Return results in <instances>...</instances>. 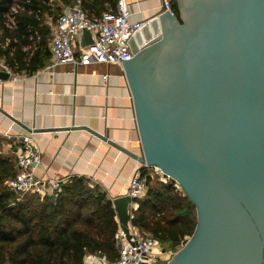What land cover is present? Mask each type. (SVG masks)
I'll return each mask as SVG.
<instances>
[{"label":"water","instance_id":"obj_1","mask_svg":"<svg viewBox=\"0 0 264 264\" xmlns=\"http://www.w3.org/2000/svg\"><path fill=\"white\" fill-rule=\"evenodd\" d=\"M177 2L181 20L169 10L148 19L122 59L142 145L131 155L197 210L166 264H264V0ZM93 42L79 34L80 47ZM112 202L130 239L131 198Z\"/></svg>","mask_w":264,"mask_h":264},{"label":"crops","instance_id":"obj_2","mask_svg":"<svg viewBox=\"0 0 264 264\" xmlns=\"http://www.w3.org/2000/svg\"><path fill=\"white\" fill-rule=\"evenodd\" d=\"M125 1L131 22L147 21L164 13L162 0ZM73 2L63 4V8ZM51 18L45 20L47 25ZM35 34L33 46L28 43L23 47L29 55L41 39V34ZM50 36L35 71L21 69L18 60L0 55V72L9 74L0 83V157L16 163L21 146L18 139L31 136L42 152L37 175L59 176L63 183L84 178L113 201L128 193L133 174L142 166L131 155H140L142 145L125 70L91 63L76 69L67 64L50 72L45 69L51 56ZM2 64L8 66V71Z\"/></svg>","mask_w":264,"mask_h":264},{"label":"trees","instance_id":"obj_3","mask_svg":"<svg viewBox=\"0 0 264 264\" xmlns=\"http://www.w3.org/2000/svg\"><path fill=\"white\" fill-rule=\"evenodd\" d=\"M72 1L0 0V55L18 60L21 69H38L42 47L51 34L45 20L55 21L63 4ZM82 5L88 15L101 16L108 9L116 10L118 0H82ZM172 6L181 20L177 0H172ZM36 31L41 39L29 55L23 47L35 42ZM15 174V163L0 157V264H85L89 253L118 258L116 209L97 185L75 177L61 184L54 199L19 198L4 185ZM137 202L133 224L160 242L179 246L193 234L196 206L173 182L149 180L148 193Z\"/></svg>","mask_w":264,"mask_h":264},{"label":"built area","instance_id":"obj_4","mask_svg":"<svg viewBox=\"0 0 264 264\" xmlns=\"http://www.w3.org/2000/svg\"><path fill=\"white\" fill-rule=\"evenodd\" d=\"M164 12L169 10L175 15L172 0H162ZM131 12L125 0H118L116 10H106L99 17L88 15L81 0L64 6L62 13L55 20L48 22L50 27V60L45 69L53 72L59 67L72 64L75 69L91 63L124 68L122 59H130L134 54L130 47V39L146 21H130ZM88 29L94 36V42L80 47L79 34ZM8 71V66L2 64ZM108 74H105V78ZM3 79L0 78V83ZM21 144L16 156V174L5 181V186L11 192L23 198L26 195H36L41 199L55 196L63 183V178H45L36 174V168L42 164V152L33 138L23 135L18 139ZM143 170H146L144 173ZM159 178L164 183H179L166 174L158 166L142 164L133 174L128 193L131 198L129 233L130 239L120 228L116 238L119 256L110 260L105 254L88 256L85 264H157V256L164 253L158 250L159 240L150 232L144 231L133 224L135 211L138 209V199L143 198L149 190V180ZM187 240V239H186Z\"/></svg>","mask_w":264,"mask_h":264},{"label":"rangeland","instance_id":"obj_5","mask_svg":"<svg viewBox=\"0 0 264 264\" xmlns=\"http://www.w3.org/2000/svg\"><path fill=\"white\" fill-rule=\"evenodd\" d=\"M180 15H181V12H180ZM156 179L160 180L159 178H154V179H151V180L153 182H155ZM160 181H162V180H160ZM174 185H176V184L174 183ZM60 190H61V188H60ZM177 190L179 192H181L182 195H184V194L186 195L184 189L181 186L178 187ZM52 198L54 199L55 196L52 197ZM188 238H186V239L188 240ZM187 240H184L183 243H181L179 246H173L170 242L162 243V242L159 241V248H158V250H161L162 249L164 253H160V255L157 256L158 257L157 260H156L157 261V264H166L167 261L170 260L171 257H173V255L176 252V250H178L179 248H181L185 244V242ZM93 254H96V253H89V254H87L86 257H85V262H86V259L88 258V256L93 255ZM97 254H101V253H97Z\"/></svg>","mask_w":264,"mask_h":264}]
</instances>
